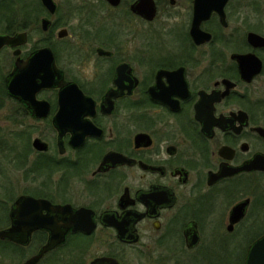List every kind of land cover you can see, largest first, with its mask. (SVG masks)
<instances>
[{"label": "flooded vegetation", "instance_id": "af4514ba", "mask_svg": "<svg viewBox=\"0 0 264 264\" xmlns=\"http://www.w3.org/2000/svg\"><path fill=\"white\" fill-rule=\"evenodd\" d=\"M51 1L0 0V110L13 109L30 174L0 229L24 241L0 237V252L124 264L130 248L207 254L222 242L229 257L246 239L244 264L264 235V44L250 36L264 38L262 2L227 0L198 43L194 0L183 22L179 0ZM21 197L37 202L12 224Z\"/></svg>", "mask_w": 264, "mask_h": 264}, {"label": "rangeland", "instance_id": "374dc122", "mask_svg": "<svg viewBox=\"0 0 264 264\" xmlns=\"http://www.w3.org/2000/svg\"><path fill=\"white\" fill-rule=\"evenodd\" d=\"M186 1L187 0H179L180 3L175 5V10L179 11V17H176L177 21L183 22L185 20L183 9L188 6ZM241 1L247 0H240V2ZM260 2L264 5V0H260ZM235 4L237 5V3ZM248 11L249 10L246 8L245 14L248 13ZM260 15H262V25H264V7ZM234 19L233 17V20ZM261 80V95L262 98H264V78H261ZM6 104L8 105L7 101ZM12 111L13 109L9 106L0 110V229L4 227L3 224L6 222L7 211L11 202L18 193L30 187L29 163L25 161L19 164V160L16 157V151L19 150V148L24 149L25 140L23 138L24 141H17L16 134L19 130L16 129L13 124L14 113ZM262 227H264V224H262ZM247 244L246 239L239 240L238 250L233 256L229 255V257H225V255L228 254L230 250L223 252L220 250L223 243L214 242L212 250L207 254H193L191 252L176 256H145L138 250L130 248L121 253V258L124 264H221L220 262L223 264H230L231 261H235L236 263L240 261L242 247ZM91 258L92 256H85L86 262ZM20 259V255H9L7 252H0V264H18Z\"/></svg>", "mask_w": 264, "mask_h": 264}, {"label": "water", "instance_id": "95a60500", "mask_svg": "<svg viewBox=\"0 0 264 264\" xmlns=\"http://www.w3.org/2000/svg\"><path fill=\"white\" fill-rule=\"evenodd\" d=\"M226 1L227 0H194L193 1L194 14H193V21H192V26H191V35L193 36L196 42L199 43V42L207 41L210 39V35L208 33H205L199 29V24L202 20L209 18V15L211 14L212 10L218 11L221 14V17H223L222 9ZM42 2L47 7L52 6L51 0H42ZM153 13H154V7L151 8L150 17L153 16ZM250 36H254L256 39L261 41L262 44H264L263 37H259L254 34H250ZM0 40H2V37H0ZM237 60L238 62H241L240 56L237 58ZM260 69H261V63L258 60L257 72H259ZM10 93L14 94L16 92H10ZM262 162H263L262 168L264 169V160ZM241 169H244V168L242 167L237 168L234 171H239ZM32 202H37V201H35L34 199L30 197H21L13 203V205L11 206L10 213H9L12 224H15V223L24 224L25 220L19 214L20 209H23L24 204H30ZM239 206L240 205H237L234 208V211H233L234 214L240 210L241 206L240 207ZM36 225H37L36 223L28 224L26 226L27 228L24 230V234L27 233L30 229H32ZM40 225L43 227H46L45 224H40ZM91 227L92 225L90 224L88 226H79L80 229H86V231H89ZM0 237L24 241V238L22 239V238L16 237V231L13 229H7V230L0 231ZM38 257L39 256L32 257L23 264H34ZM90 264H119V263L117 260L113 258H97L93 260ZM244 264H264V235L258 238L257 240L253 241L251 245L248 247Z\"/></svg>", "mask_w": 264, "mask_h": 264}, {"label": "trees", "instance_id": "16d2710c", "mask_svg": "<svg viewBox=\"0 0 264 264\" xmlns=\"http://www.w3.org/2000/svg\"><path fill=\"white\" fill-rule=\"evenodd\" d=\"M230 264H235V262L234 261H231Z\"/></svg>", "mask_w": 264, "mask_h": 264}]
</instances>
